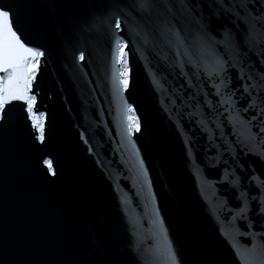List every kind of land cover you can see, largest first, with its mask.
<instances>
[{
	"label": "water",
	"instance_id": "obj_1",
	"mask_svg": "<svg viewBox=\"0 0 264 264\" xmlns=\"http://www.w3.org/2000/svg\"><path fill=\"white\" fill-rule=\"evenodd\" d=\"M185 3L216 40L229 37L227 47L195 41L179 0L170 6L183 46L161 34L162 17L137 27L130 16V87L117 94L122 65L105 26L93 23L110 11L103 0H0L22 38L45 50L33 85L45 140H35L19 102L0 121V264H171L165 240L177 264H241L236 250L253 241L252 257L264 259V159L244 139L243 119L255 113L242 111L264 99L254 87L264 85V43L250 48L243 25L222 9L210 15L217 0ZM217 59L226 71L209 77ZM126 104L142 129L131 136Z\"/></svg>",
	"mask_w": 264,
	"mask_h": 264
},
{
	"label": "snow or ice",
	"instance_id": "obj_2",
	"mask_svg": "<svg viewBox=\"0 0 264 264\" xmlns=\"http://www.w3.org/2000/svg\"><path fill=\"white\" fill-rule=\"evenodd\" d=\"M170 2L171 0H103V3L110 7V11H108L103 19L99 17L94 18L93 23L105 26V30L110 37L112 59L116 64L122 65V70L119 71L118 76L114 75L113 79V85L117 94L130 87L126 51L127 44L126 38L122 34L128 27L130 16L134 22L139 18L137 27L144 24L146 19H150L153 16L158 19L162 17L160 19L161 34L170 33L177 43L183 46L180 33L175 29L172 21V17L175 14L173 8L170 6ZM179 4L184 11L189 13V23L195 28V41H203L210 45L218 43L227 47L228 36H225L222 40H216L211 32L208 31V26L203 22V15L199 19H196L191 16V9L188 8L185 0H179ZM217 4L219 7L215 12H210V15L219 16L222 9L225 14L233 18L232 22L234 24L238 21L243 25V39L250 48L264 43V0H239V2H236V0H217ZM185 27L187 28L188 25H185ZM22 36L23 34L15 20V13L12 8L0 4V121H3L5 118L4 114L7 108L14 106V102H19L23 112L26 113L27 121L30 122L31 128L35 130V140L42 143L45 140V112L35 108L38 101L37 92L34 90L33 85L34 81L38 78L45 50L39 46L32 45L30 41L26 42ZM232 36L234 38L235 33ZM258 55L259 63L264 65V50H260ZM185 56L193 67L197 66L187 47H185ZM76 58L83 60L84 53L80 52ZM225 63V61L217 59L211 71L208 72V76L211 77L213 74L220 76L221 73H224L226 71L224 67ZM237 78L240 80L245 78L243 69L238 70ZM247 79L251 80L252 77L248 76ZM261 79L264 80V73H261ZM213 87L216 88L217 94H219L220 85L217 84ZM241 87H243V93L251 97L250 88L243 85ZM254 87L264 88V85H255ZM231 99V96L227 97V100L230 101ZM233 103L235 102L233 101ZM221 104H223V101ZM242 111H253L255 113L250 118H241L246 125L248 133L244 136V139L250 142L253 147L259 149L254 154H258L261 159H264V99L260 100L259 108L256 107L254 99H248ZM126 113L125 119L127 124L124 129L125 134L131 136L133 132H141L140 120L131 104H126ZM258 117H260L259 122L253 123L257 121ZM253 128L256 129V132H252ZM83 138V134H81V139ZM43 164L46 166L47 173L54 176L53 160L44 157ZM222 179H226V177H222ZM261 187L264 188V184ZM246 203L247 201H245ZM260 204L262 206L258 208V211L264 214V196H262ZM245 211V207L241 206L240 212L244 213ZM165 245L171 258V264H177L176 256L167 240H165ZM254 248L255 242L253 241L252 248L236 250L241 264H264V259L256 261L252 257Z\"/></svg>",
	"mask_w": 264,
	"mask_h": 264
},
{
	"label": "rangeland",
	"instance_id": "obj_3",
	"mask_svg": "<svg viewBox=\"0 0 264 264\" xmlns=\"http://www.w3.org/2000/svg\"><path fill=\"white\" fill-rule=\"evenodd\" d=\"M121 70H122V66H121Z\"/></svg>",
	"mask_w": 264,
	"mask_h": 264
}]
</instances>
